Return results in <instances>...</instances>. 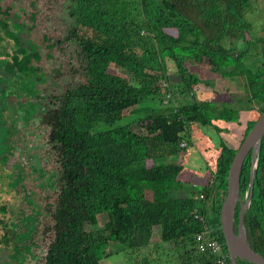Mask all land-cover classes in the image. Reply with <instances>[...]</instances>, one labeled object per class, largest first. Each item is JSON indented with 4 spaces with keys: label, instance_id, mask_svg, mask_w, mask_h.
I'll return each mask as SVG.
<instances>
[{
    "label": "trees",
    "instance_id": "obj_1",
    "mask_svg": "<svg viewBox=\"0 0 264 264\" xmlns=\"http://www.w3.org/2000/svg\"><path fill=\"white\" fill-rule=\"evenodd\" d=\"M255 1L72 0L90 73L77 102L75 134L65 139L68 184L43 264H108L116 255L128 263L137 253L154 250L157 258L137 263L151 264L171 242L181 244L168 251L177 258L167 261L171 264H218L217 255L198 250V234L218 241L229 255L219 209L237 150L221 144L212 167L207 165L210 180L195 190L190 182L188 194L182 192L185 166L173 159L187 151L181 144L189 143L194 125L215 127L254 111L245 138L264 111V17L257 28ZM167 59L182 77L178 93L190 96L181 106L170 107L178 93L159 84L168 81ZM188 61L223 78H239L243 103L212 101L210 108V101L198 100L194 87L200 80ZM168 95L173 98L164 105ZM156 98L160 108L149 104ZM216 112L231 117L217 118ZM218 125V132L226 131ZM250 170L249 156L241 177L244 201ZM244 222L250 245L264 256V138ZM226 264H232L230 256Z\"/></svg>",
    "mask_w": 264,
    "mask_h": 264
},
{
    "label": "flooded vegetation",
    "instance_id": "obj_2",
    "mask_svg": "<svg viewBox=\"0 0 264 264\" xmlns=\"http://www.w3.org/2000/svg\"><path fill=\"white\" fill-rule=\"evenodd\" d=\"M72 6V0H37V6L0 0V264L45 260L56 237L54 215L68 184L65 139L75 134L90 73ZM237 264L248 262L237 258Z\"/></svg>",
    "mask_w": 264,
    "mask_h": 264
},
{
    "label": "rangeland",
    "instance_id": "obj_3",
    "mask_svg": "<svg viewBox=\"0 0 264 264\" xmlns=\"http://www.w3.org/2000/svg\"><path fill=\"white\" fill-rule=\"evenodd\" d=\"M33 1L36 2V6H37V0H33ZM255 3L256 4H255V9L253 10L254 11L253 15L256 16L257 22L259 23V24L255 23V26L258 28V26L261 23L260 18L264 17L263 16L264 15L263 14L264 13V0H256ZM68 20H69L68 17H66V19L64 20L62 19L64 26L68 25L67 23ZM167 64H168V70H169L167 74L168 81L166 82L165 80H162V82H160L159 84L162 85L163 87L169 84L171 87L174 88V92L176 94L178 93L179 90L182 89V83H183L182 77L179 74V71L177 70V66L172 60L167 59ZM186 65L192 71L193 74H196L198 76L200 83L199 85H196L194 87L195 93L196 95H198L199 93L200 95H202V97H205V95H207V99H209L210 101V103H208V107L213 108V106L211 105L212 99H214V101H216L218 105L220 103H226L228 101H231L232 104L236 102L243 103L242 100L245 97L244 95L245 91L243 88L242 81L239 78H236L235 80H231L230 78H226V77L223 78L211 72L210 67L205 64H200V65L196 63L191 64L188 61ZM110 72L119 74L121 76H125L123 72L117 68L115 69L111 68ZM189 97L190 96L183 97L181 96V94L178 93L174 97L173 104H170L169 106L170 107L171 106L173 107L174 105L181 106L184 104V102H189ZM171 98H173L171 95L164 97L163 98L164 105H167L166 103H168L169 101L168 99H171ZM160 101H161L160 98H156L155 102H150L149 104L152 103L155 107L160 108L161 107ZM234 106H235L234 108L237 107L236 105ZM211 112L212 111L210 110L209 113ZM255 113L256 112L254 111L253 112L242 111L240 113L241 115L238 117L239 118L238 121L232 122V121H228L227 119L224 120L223 122L225 124H229V126L233 127L231 132L230 131L218 132L215 127L219 124V122L214 123L215 127L214 126L204 127L201 125L199 126L194 125L195 126L193 127L194 130L191 129V139L188 140L189 143L190 144L192 143V144L190 145L188 142H186L187 146L185 147V149H187V151L185 153H181L180 156H177L175 159H173L174 161H177L178 163L183 162L185 166L184 172L183 174H181L182 175L181 178L182 180L186 181V183L188 184L186 183L183 184L182 192L188 194V188L190 186L189 185L190 182H192L191 183L192 186L190 187L194 188L195 190L199 188V186L205 185L207 181L210 180L209 178L210 175L207 172L208 167L210 166L211 168L213 165L214 159H216L219 156L218 148L221 147V144L226 143L230 148L235 149V150L240 148L244 140V135H243L244 132H242V129L243 131H245L243 128L245 126L244 124L240 125L239 122L242 120V122L245 123L247 119H252L253 114L255 115ZM220 114L222 115V118L223 116L228 117V118L231 117V116H227V115H230V113L222 112ZM220 114L216 112V117L221 118ZM136 126L137 125L135 124L133 127L136 128ZM136 129H139V127H137ZM158 241H159V237L157 234L156 237L153 238V243L155 244ZM164 246L166 249L165 254H163L161 259H156L151 264H171L170 262H167V261L177 260L176 256H174V254H168V251L171 249H174L175 247L181 246V244L177 242H171V243L165 244ZM149 251L144 250L141 253H137L133 257V261L128 262V263L126 262L127 261L126 259L119 260L118 256L116 255L112 257V259L110 260V262H108V264H137L138 262L139 263L142 262L145 257H148V260H150L151 258L153 260L154 258L158 257L157 254H155L154 250L151 251L153 255L151 253L149 254ZM160 252L163 253V250H161ZM42 255H43V252L40 254L39 258ZM13 264H15V262ZM36 264H43V260H38Z\"/></svg>",
    "mask_w": 264,
    "mask_h": 264
},
{
    "label": "water",
    "instance_id": "obj_4",
    "mask_svg": "<svg viewBox=\"0 0 264 264\" xmlns=\"http://www.w3.org/2000/svg\"><path fill=\"white\" fill-rule=\"evenodd\" d=\"M264 138V111L259 115L255 125L244 138L241 146L233 158L230 166L227 186L221 195L219 219L221 230L228 248L232 264H237V258H241L250 264H264V256L255 251L247 237L244 217L248 211L252 198L256 172L258 169V156ZM2 130L0 128V150L2 146ZM252 154V166L250 175V196L244 201L240 196L241 177L245 161ZM239 208V228L236 231L235 217Z\"/></svg>",
    "mask_w": 264,
    "mask_h": 264
},
{
    "label": "built area",
    "instance_id": "obj_5",
    "mask_svg": "<svg viewBox=\"0 0 264 264\" xmlns=\"http://www.w3.org/2000/svg\"><path fill=\"white\" fill-rule=\"evenodd\" d=\"M187 146L186 142H183L181 144L182 148H185ZM201 199L204 198L203 195H201L200 197ZM195 219L200 220V221H204V217L200 216L199 214H195ZM197 240V247L198 250L201 252H205V251H209L215 255H217V261L218 264H226L229 258V255H227L224 251H223V245L220 244L218 241L212 239L209 240L207 239L203 234H198L196 237Z\"/></svg>",
    "mask_w": 264,
    "mask_h": 264
},
{
    "label": "crops",
    "instance_id": "obj_6",
    "mask_svg": "<svg viewBox=\"0 0 264 264\" xmlns=\"http://www.w3.org/2000/svg\"><path fill=\"white\" fill-rule=\"evenodd\" d=\"M241 117H242V116H241ZM242 119H243V118H242ZM247 121H248V119H247ZM247 121H245V123H243L242 120H241V121L239 122V124H240V123H241V124H242V123H243V124H246ZM194 172H195V171H194ZM203 186H204V185H203ZM203 186H200V187H203Z\"/></svg>",
    "mask_w": 264,
    "mask_h": 264
}]
</instances>
